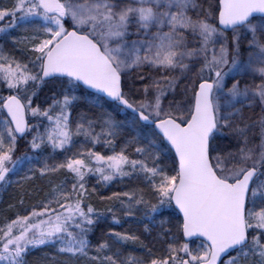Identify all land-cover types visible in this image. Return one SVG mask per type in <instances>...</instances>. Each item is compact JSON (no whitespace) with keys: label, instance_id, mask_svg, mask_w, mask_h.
I'll use <instances>...</instances> for the list:
<instances>
[{"label":"snow or ice","instance_id":"1","mask_svg":"<svg viewBox=\"0 0 264 264\" xmlns=\"http://www.w3.org/2000/svg\"><path fill=\"white\" fill-rule=\"evenodd\" d=\"M17 28L0 47V185L25 168L72 179L0 227V264L45 245L88 257L103 215L85 203L91 176L142 185L100 197L119 201L113 223L175 219L147 244L108 233L92 264H264V0H15L0 34ZM21 140L31 154L15 155ZM129 242L143 256H124Z\"/></svg>","mask_w":264,"mask_h":264},{"label":"rangeland","instance_id":"2","mask_svg":"<svg viewBox=\"0 0 264 264\" xmlns=\"http://www.w3.org/2000/svg\"><path fill=\"white\" fill-rule=\"evenodd\" d=\"M15 3V0H0V8H11V6ZM4 24H7V20L3 22ZM30 34V33H28ZM26 35L23 29L17 28L10 33L4 35L0 34V47H3L6 51L11 50L13 48V45L16 40L23 38V36ZM134 37H130V39H133ZM17 47H23V45H16ZM248 58V52H247V42L242 41V48H241V57L240 59L247 60ZM4 94H7V91H4ZM88 111L87 106H80L73 112V117H77L80 112ZM95 110H93L94 112ZM256 112L258 114L259 109H256ZM92 112H89V115H92ZM251 115L252 113H248ZM258 118V116L254 117ZM117 119H123V117H117ZM42 130V129H41ZM97 131H99V128H97ZM30 139V137L28 138ZM82 140V138H79ZM258 142V141H257ZM122 141L117 142V147L121 145ZM79 143L75 145L69 153L66 155H71L72 152L77 151L79 148ZM219 146L221 148H229L231 147V143L228 138H224L219 141ZM97 151H100L102 154L108 151L104 147L97 145L96 149ZM131 151V149L129 150ZM25 152H29L31 154L30 149L28 148L27 142L25 140H22L18 144L17 151L15 153L16 156H22ZM110 154V152H109ZM64 156H58L57 160H63ZM167 163V161H166ZM28 173L27 168L22 170L21 172L17 173L16 175L10 176V183L7 185H2L0 188V227H2L6 221H9L11 219H15L17 214H24L26 209H30L33 205L39 204L41 200L45 198V196L50 192L51 188L57 184L60 183H66L70 186L71 183V176L68 175L64 171H60L57 173L49 174L44 177H41L39 173H36L35 176L31 180H25L24 176ZM28 175H32V173H28ZM33 182L37 185V198H32L30 204L22 203L18 201V204L14 205V200H11L7 197V194L11 192L12 190H16L17 188H22L24 184ZM89 185L87 186L88 191L91 189V193L88 192V199L85 201V203H91L98 212L102 213L101 219L98 221V223L95 225L93 231L91 234L90 240V248L88 251V257L97 255L95 248L96 245L100 242H103V239L107 237L108 233L111 232H121V233H128V234H135L140 237V240L144 243H150L153 236L159 233L160 231V224L161 221H168L172 220V225L175 224L174 215L165 214L163 217L157 216L155 221L152 223H148L144 217V211L143 209H140L138 211H135L134 215L132 217H126L123 215L122 212H117L116 218L119 219L120 223L116 224L113 223V216L112 213L107 212V208L109 206H113L115 208H119V201L118 200H108L107 204L105 206H100L99 203L101 202V195L102 190L101 187L107 188V196H112V193L114 192H124L129 191L134 187H142V185H138L136 181L129 180L128 178H124L123 180L117 179L116 181L111 182L108 185H104L101 182H98L97 178H94L93 180L90 179L87 182ZM95 189V191H93ZM41 195H38L40 194ZM90 193V194H89ZM92 195H97L98 197L96 199L89 198ZM25 200H23L24 202ZM148 226V228L151 230V235L149 232L145 231V226ZM89 234V237H90ZM59 245L51 246V245H45V246H39L35 249H32L30 252H37L38 255H36L35 261L31 262V264H92V261L88 259V257L83 256H77V257H71L67 254H61L57 251ZM158 247V246H157ZM129 254L141 257L144 254V249L140 247L139 242L132 243L129 242L126 244L123 248V255L128 256ZM123 258V256L121 257Z\"/></svg>","mask_w":264,"mask_h":264},{"label":"trees","instance_id":"3","mask_svg":"<svg viewBox=\"0 0 264 264\" xmlns=\"http://www.w3.org/2000/svg\"><path fill=\"white\" fill-rule=\"evenodd\" d=\"M50 87H55V86H50ZM58 90V89H57ZM51 93L48 91V89H45L44 92L41 93V101L44 99V97L46 95H50ZM94 178H97L96 176H91L89 177L88 180L90 179H94ZM98 180V179H97ZM32 185V182H28L26 184H24V186H22V188H17L16 190H12L11 192H9L7 194V197L10 198L11 200H14V205L16 206L18 204V201L20 202V200H25L23 203L26 202V204H30L31 203V200L32 198H37V193H39V191L37 192L38 188L37 184H35L33 182V186ZM89 184L87 183V186ZM101 190H102V195L101 196H105L107 197V188H103L101 187ZM41 194V192H40ZM38 194V195H40ZM20 199V200H19ZM107 201L108 200H101V202L99 203L100 206H105L107 204ZM91 239V234H90V237ZM36 255L37 252H28L27 255L25 256V264H31V262L35 261L36 259Z\"/></svg>","mask_w":264,"mask_h":264},{"label":"bare ground","instance_id":"4","mask_svg":"<svg viewBox=\"0 0 264 264\" xmlns=\"http://www.w3.org/2000/svg\"><path fill=\"white\" fill-rule=\"evenodd\" d=\"M88 192H90L91 193V189L88 191ZM89 193V194H90ZM41 195V194H40ZM98 196L97 195H92V196H90L89 198H93V199H96Z\"/></svg>","mask_w":264,"mask_h":264},{"label":"water","instance_id":"5","mask_svg":"<svg viewBox=\"0 0 264 264\" xmlns=\"http://www.w3.org/2000/svg\"><path fill=\"white\" fill-rule=\"evenodd\" d=\"M1 186V185H0Z\"/></svg>","mask_w":264,"mask_h":264}]
</instances>
